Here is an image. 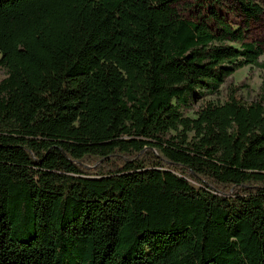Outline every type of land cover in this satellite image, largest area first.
<instances>
[{
  "label": "trees",
  "instance_id": "16d2710c",
  "mask_svg": "<svg viewBox=\"0 0 264 264\" xmlns=\"http://www.w3.org/2000/svg\"><path fill=\"white\" fill-rule=\"evenodd\" d=\"M263 17L0 0V264H264V99H206L264 69Z\"/></svg>",
  "mask_w": 264,
  "mask_h": 264
},
{
  "label": "rangeland",
  "instance_id": "374dc122",
  "mask_svg": "<svg viewBox=\"0 0 264 264\" xmlns=\"http://www.w3.org/2000/svg\"><path fill=\"white\" fill-rule=\"evenodd\" d=\"M226 4V9H229ZM227 13V14H226ZM234 27L243 25V18L238 12L231 10L224 12ZM249 40L264 41V17L259 22H250L247 30ZM264 63V55L259 59ZM4 77V72L0 70V80ZM230 89H235L236 94L246 102L264 99V69L256 67H244L234 73L225 84L222 85L219 94L207 97L214 103H223Z\"/></svg>",
  "mask_w": 264,
  "mask_h": 264
}]
</instances>
